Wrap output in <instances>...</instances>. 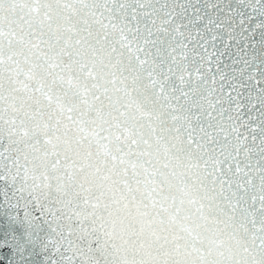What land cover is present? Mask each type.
Instances as JSON below:
<instances>
[{"label":"water","instance_id":"water-1","mask_svg":"<svg viewBox=\"0 0 264 264\" xmlns=\"http://www.w3.org/2000/svg\"><path fill=\"white\" fill-rule=\"evenodd\" d=\"M172 152L177 249L264 264V0H0V264H109L106 182Z\"/></svg>","mask_w":264,"mask_h":264},{"label":"clouds","instance_id":"clouds-1","mask_svg":"<svg viewBox=\"0 0 264 264\" xmlns=\"http://www.w3.org/2000/svg\"><path fill=\"white\" fill-rule=\"evenodd\" d=\"M185 153H160L151 159L142 158L148 171L138 167L139 176L130 174L125 177L113 174L109 183L110 191H105L97 209V230L105 237L110 254L109 264H192L183 248L177 249L178 241L169 230L167 217L170 213L160 212L165 223H160L157 208L152 199L165 195L177 199L200 197L201 192L188 173L194 170L189 167L192 161ZM90 169L77 172L80 179L92 180ZM184 173V175H181ZM128 180V184L123 183ZM151 180L154 183H148ZM163 186L161 189L160 186ZM159 189L151 196L146 191L153 187ZM131 189V190H129ZM187 193V195H186ZM179 219V217H177ZM216 257H210L204 264H212ZM196 264H201L199 260Z\"/></svg>","mask_w":264,"mask_h":264},{"label":"snow or ice","instance_id":"snow-or-ice-1","mask_svg":"<svg viewBox=\"0 0 264 264\" xmlns=\"http://www.w3.org/2000/svg\"><path fill=\"white\" fill-rule=\"evenodd\" d=\"M19 219V216H14V220H18Z\"/></svg>","mask_w":264,"mask_h":264}]
</instances>
